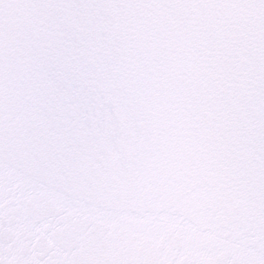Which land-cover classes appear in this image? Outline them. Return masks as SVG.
<instances>
[{"label":"snow or ice","instance_id":"obj_1","mask_svg":"<svg viewBox=\"0 0 264 264\" xmlns=\"http://www.w3.org/2000/svg\"><path fill=\"white\" fill-rule=\"evenodd\" d=\"M0 264H264V0H0Z\"/></svg>","mask_w":264,"mask_h":264}]
</instances>
